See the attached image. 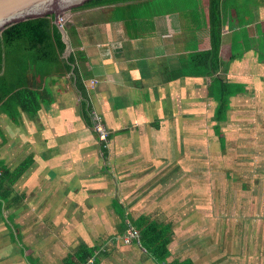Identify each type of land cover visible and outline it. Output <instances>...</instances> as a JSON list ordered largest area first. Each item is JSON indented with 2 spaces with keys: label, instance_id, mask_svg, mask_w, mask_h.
Returning <instances> with one entry per match:
<instances>
[{
  "label": "crops",
  "instance_id": "0c3cea01",
  "mask_svg": "<svg viewBox=\"0 0 264 264\" xmlns=\"http://www.w3.org/2000/svg\"><path fill=\"white\" fill-rule=\"evenodd\" d=\"M200 1L206 7L207 0ZM167 2L156 3L150 11L156 15L127 21L103 9L73 11L66 21L75 24L76 37L65 32V57L76 53L81 60L85 94L67 77L48 86L53 100L36 115L21 114L15 122L0 113V158L10 170L30 158L8 208L0 210V264L75 263L82 247L93 252L92 264H157L139 243L122 244L125 226L135 228L141 217L170 221L171 257L185 258L181 249L188 243L179 250L175 237L190 224L177 211L180 195L158 194V179L174 165H196L192 146L186 152L181 143V120L195 117L201 102L213 107V117L217 103L207 94L211 76L195 73L209 49L206 19L174 12ZM250 6L240 27L229 14L224 21L217 75L231 90L233 70L239 91L252 96L261 95L264 83L253 77L255 70L264 72V25L256 20L264 13ZM84 97L91 119L100 117L111 135L103 145L81 113Z\"/></svg>",
  "mask_w": 264,
  "mask_h": 264
},
{
  "label": "trees",
  "instance_id": "16d2710c",
  "mask_svg": "<svg viewBox=\"0 0 264 264\" xmlns=\"http://www.w3.org/2000/svg\"><path fill=\"white\" fill-rule=\"evenodd\" d=\"M159 1L167 2L170 7H173L174 12L191 11L198 15H205V26L208 34L209 49L206 54L196 61L197 70L196 76L206 74L211 76V82L208 86L207 94L211 101L217 103L214 110L212 121L215 123L212 126L213 134L217 137L220 144L219 150L222 151L226 146V138L223 135L221 124L227 120V111L229 110L230 100L226 99L231 94L229 86L217 74L222 65L220 59V49L222 46V30L226 17L229 14L230 8H238L244 6L248 8V2H251V8L264 4V0H246L244 5H240L239 0H207L206 7H202L200 0H92L84 4L78 10L89 9H103L108 14H112L113 18L119 20H130L136 18H147L156 15L153 7ZM253 4V5H252ZM250 8V9H251ZM147 10H150L147 12ZM171 10V9H170ZM199 10L201 12H199ZM159 12V11H158ZM166 12V11H160ZM167 13V12H166ZM163 13V14H166ZM73 23V22H72ZM67 23L63 25V29L71 38L76 37L75 24ZM204 24V23H203ZM244 49L241 54L246 51ZM66 44L63 42L62 33L54 23L52 15L27 20L15 25H12L0 33V113L8 115L10 120L17 122L21 114L34 116L38 113L41 105H49L52 102V91L48 86L63 82L69 77L75 81V87L85 94L82 85L81 76V60L78 59L74 53L65 57ZM264 52V51H263ZM264 56V53H262ZM261 55L260 61L264 57ZM225 103V109L221 105ZM81 113L86 119L89 128L93 129L95 121L91 119V106L89 100L84 97L81 100ZM107 132V130H106ZM111 135L107 132L104 141L99 140L101 145L110 140ZM252 153V152H251ZM246 155V153L244 154ZM232 158L229 157L228 164L233 167L232 170L242 169L244 167L236 166V163L244 160H249L251 156L237 155L235 151L231 153ZM30 164V158L23 161L15 169L10 170L0 158V210L4 204L8 208L7 200L11 195L13 185L25 173ZM227 164V165H228ZM236 166V167H235ZM247 178H238L235 172L226 173V179H223L221 188L227 189L229 184L227 180L239 182L240 191L231 192L230 202H236L235 197L240 199L237 201L238 205H234V210L229 214H235L237 210L238 215L249 212L243 216L242 223H250L249 236L244 232L236 233L233 236L232 245L223 243L226 235H224L225 224H230L229 220H221L220 231L218 236L221 239L220 243H207L210 250H214L210 255L217 259L214 264H264V238H259L260 222L264 224V190L260 187L261 179H254V176H261L264 169H259L257 164L247 165L245 168ZM222 174L220 170H216L214 175ZM225 174V173H224ZM251 178V190L247 189V181ZM215 180V176L212 181ZM260 181V182H259ZM264 184V183H263ZM259 187V188H258ZM264 188V185H263ZM205 190L209 188L205 187ZM226 192V191H225ZM234 197V198H232ZM228 208L230 209L231 206ZM187 209V208H186ZM179 210V206L177 211ZM192 210V208H190ZM241 211V212H240ZM168 219L172 215H168ZM173 218V217H172ZM192 220V218H191ZM225 224H224V223ZM135 229L139 233V245L145 252L150 255L157 264H203L204 259L198 257L197 252L190 251L189 246H196L195 244H205L208 239H187L189 242L186 246L185 258L172 259V250H170L171 222L165 223L148 221L145 217L135 222ZM243 225V224H241ZM257 230H253L255 227ZM208 226V225H207ZM205 227V225H204ZM209 227V226H208ZM125 226L123 232H125ZM210 228V227H209ZM241 228V227H240ZM206 232V231H205ZM204 232V233H205ZM258 232V234H257ZM258 237V238H257ZM176 243V241H175ZM172 251V252H171ZM77 257V262L68 264H83L87 260L93 258V252L82 247L81 252ZM209 264V263H206Z\"/></svg>",
  "mask_w": 264,
  "mask_h": 264
},
{
  "label": "rangeland",
  "instance_id": "374dc122",
  "mask_svg": "<svg viewBox=\"0 0 264 264\" xmlns=\"http://www.w3.org/2000/svg\"><path fill=\"white\" fill-rule=\"evenodd\" d=\"M245 2L246 0H239L240 5H244ZM246 9L247 7L245 4L244 6H239L237 9L233 8L232 11H230L229 18L233 21L234 27H240L243 24L241 20L245 23L247 22L245 20H249L250 16L248 19L243 16ZM259 10H261L260 13H264V4L259 5ZM149 11L150 10H147V12ZM257 15L258 18L256 17V20L259 22L261 21L260 24L264 25V16L261 18L258 12ZM182 17L186 18L187 16L183 14ZM201 18L204 20L206 16L202 14ZM239 19L241 20L239 21ZM258 75L262 79L264 78V72L255 70L253 77L259 78ZM228 78L231 84V97L229 99L231 103L227 111V121L221 124L223 135H225L226 138L225 149L222 151L219 150L217 137H215L212 132L213 107L205 108L203 102L196 104L194 105L196 109L195 113L197 112L195 117L181 120V126H184V132L181 135V143L186 145L184 146L186 147V152L187 148H191L190 146L187 147L188 144L192 146L191 149L193 150H190L192 153L190 157L193 161H196V165H193L194 162L186 165H174L172 168H169L171 169L169 171L165 169L163 176L158 179V183L160 182V186L157 189L158 194H161V191H168V194H165L166 196L171 195V197L174 198V196L180 195L177 205L179 206L180 219L184 222L188 221L190 224L189 229L177 230L179 236L175 237L176 248L180 250L183 247L181 245L183 242H189L187 239L191 238L193 240L206 237L205 239L208 240L205 244H195L196 246L192 245L189 247L185 244V247L182 248L183 250L181 249V251L184 252L188 247L190 251L197 252L196 254L198 257L205 260L203 264H214L218 262L216 258L210 255L214 250H210L206 244H221L218 232L220 231L219 229L222 225V221H219V219L226 220V222L229 220L231 221L230 224H225L223 222L225 224L224 235H226L227 239L226 241L222 239L224 244L227 243L232 245L233 237H236L239 232H244L249 236V228L252 226L251 222L247 224L242 223L243 216H246L249 212H247V214L243 212L238 215L239 213H237L236 210L234 212L235 214H232V216L231 214L225 216L226 213H231L232 210H234V205H238L237 201L241 200V198L237 199L235 197L236 202H230V197L228 195L233 191H235L236 194L240 191L239 187L241 186L237 179L247 178L246 174L248 172L245 170L247 165L257 164L259 169H264V83L261 95L254 92V95L249 96L239 91V80L237 82L235 81L237 77L233 70L231 73H228ZM91 85H93L92 82L90 83V86ZM251 86L256 87V92H260L261 89L257 81L253 80ZM225 106L226 104L223 103L221 105L222 109H225ZM186 128H188L190 132L195 131L196 134L193 136L188 134ZM193 146L195 148H193ZM233 151H235L237 155L251 156L252 158L244 161L239 160L236 166L244 168L232 170L233 167L228 164L227 159H229V157L232 158L231 153H233ZM245 153L246 155H244ZM216 170H220L222 174L214 175ZM229 172H235L238 174V178L233 180L234 184L231 180H227L229 187L223 189L219 181L223 183V179H226V173ZM214 176L215 180L211 182ZM257 178L261 179V182L264 183V173L261 174V176H254V179L257 180ZM263 183H260V187L264 190ZM205 187L209 188V190H205ZM251 187L250 178L247 181V190L250 191L252 189ZM165 195L163 199L167 201L168 198H166ZM161 199L162 196L159 197L158 201ZM228 206H231V208L229 209ZM186 208H192V210H189L187 214ZM253 226L255 227V225ZM259 226V238L263 239L264 224L260 222ZM253 230L256 231L257 228L255 227ZM236 233L238 234L236 235Z\"/></svg>",
  "mask_w": 264,
  "mask_h": 264
},
{
  "label": "water",
  "instance_id": "95a60500",
  "mask_svg": "<svg viewBox=\"0 0 264 264\" xmlns=\"http://www.w3.org/2000/svg\"><path fill=\"white\" fill-rule=\"evenodd\" d=\"M92 0H0V33L8 27L31 19L52 15L68 48L64 21L73 10ZM66 48V49H67ZM67 51H65V56Z\"/></svg>",
  "mask_w": 264,
  "mask_h": 264
},
{
  "label": "built area",
  "instance_id": "2783aa9c",
  "mask_svg": "<svg viewBox=\"0 0 264 264\" xmlns=\"http://www.w3.org/2000/svg\"><path fill=\"white\" fill-rule=\"evenodd\" d=\"M94 121L95 124L93 126V131L97 135L99 140L104 141L106 138V129L102 124L101 118L98 116H94ZM139 233L138 231L132 227L131 225H128L127 228L125 229L124 234L121 237V241L123 245H131V244H138L139 243ZM93 261L91 259L87 260L83 264H92Z\"/></svg>",
  "mask_w": 264,
  "mask_h": 264
}]
</instances>
